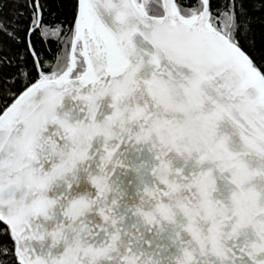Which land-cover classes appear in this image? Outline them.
Wrapping results in <instances>:
<instances>
[{
    "label": "snow or ice",
    "instance_id": "obj_1",
    "mask_svg": "<svg viewBox=\"0 0 264 264\" xmlns=\"http://www.w3.org/2000/svg\"><path fill=\"white\" fill-rule=\"evenodd\" d=\"M264 0H0V264H264Z\"/></svg>",
    "mask_w": 264,
    "mask_h": 264
},
{
    "label": "trees",
    "instance_id": "obj_2",
    "mask_svg": "<svg viewBox=\"0 0 264 264\" xmlns=\"http://www.w3.org/2000/svg\"><path fill=\"white\" fill-rule=\"evenodd\" d=\"M255 39L257 42L264 41V28L257 26L255 29Z\"/></svg>",
    "mask_w": 264,
    "mask_h": 264
}]
</instances>
